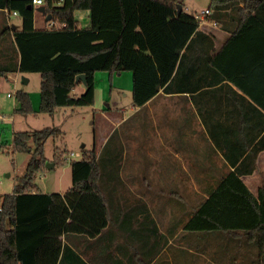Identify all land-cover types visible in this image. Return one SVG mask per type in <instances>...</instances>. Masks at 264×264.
I'll return each instance as SVG.
<instances>
[{"label": "trees", "instance_id": "16d2710c", "mask_svg": "<svg viewBox=\"0 0 264 264\" xmlns=\"http://www.w3.org/2000/svg\"><path fill=\"white\" fill-rule=\"evenodd\" d=\"M44 5L63 26L36 28L32 0H0V9L16 10L21 18L19 29L5 24L0 30L1 43L14 34V50L0 61V79L39 72L38 111L53 114L61 106L93 105L98 71H108L113 81L116 72L130 70L135 106L161 90L188 92L206 123L224 114L231 130L239 131V155L226 153L235 170L186 227L242 231L255 248L250 264H264V185L255 195L240 177L253 172L264 149V0L210 1L208 21L228 34L218 47L216 34L200 27L199 14L189 13L183 0H44ZM79 9L90 11V27L80 26ZM79 74H85L87 88L75 96ZM205 97L209 101L203 103ZM16 98L19 113L37 111L30 92L19 89ZM57 131L47 126L13 133V151L32 155L13 191L0 195V264H68L70 254L83 262L62 236L93 237L110 221L103 182L110 176L106 168L119 167L121 159L108 146L100 155L84 149L82 158L71 160L72 185L65 193L39 191L37 174L49 160L44 145Z\"/></svg>", "mask_w": 264, "mask_h": 264}, {"label": "crops", "instance_id": "0c3cea01", "mask_svg": "<svg viewBox=\"0 0 264 264\" xmlns=\"http://www.w3.org/2000/svg\"><path fill=\"white\" fill-rule=\"evenodd\" d=\"M88 11L76 10L80 25L83 20L91 22ZM43 14L46 18V12ZM13 18L20 19L19 13L0 9V30L5 24L19 29L21 21ZM51 21L47 20L49 24ZM11 36L4 50V42H0L4 53L0 61L14 50L13 32ZM216 46H220L217 40ZM21 73L24 83H29L31 72L21 71L2 77L0 83L14 75L16 87ZM207 101L205 97L203 103ZM214 106L222 109L219 102ZM103 110L107 122H100L103 137L94 150L100 155L108 146V153L119 152L121 159L119 167L106 168L110 176L103 182L110 221L93 237L80 233L62 236L63 242L83 259L74 261L70 254L68 264H250L255 248L245 241L242 231L234 235L236 232L230 230L186 227L222 180L235 170L226 153L239 155V131L231 130L233 125L225 115L217 114L206 123L190 93L169 94L163 90L142 107L133 104L130 112L118 105ZM240 177L257 195L264 185V149L257 155L253 172ZM39 191L67 190L47 192L39 187Z\"/></svg>", "mask_w": 264, "mask_h": 264}, {"label": "rangeland", "instance_id": "374dc122", "mask_svg": "<svg viewBox=\"0 0 264 264\" xmlns=\"http://www.w3.org/2000/svg\"><path fill=\"white\" fill-rule=\"evenodd\" d=\"M210 1L183 0L185 9L191 14H200L201 11L208 8ZM39 6L35 5L39 17L36 26L38 28L52 27L47 22L43 12L38 10ZM78 16L81 18L80 12ZM13 20L21 21V18H13ZM55 22V26H61V23ZM80 26L90 27L91 22L85 23L83 20ZM203 29L216 34L217 45H221L227 35L219 24H204ZM8 40L9 37L4 40L3 50L4 47H8L6 43ZM22 75L24 74L21 73L18 77L16 87L14 86V75L11 79H2L0 83V114L4 115L3 120H0V192L13 191L14 181L25 173L32 155L30 151H13V133L15 131L41 129L47 126L57 127L58 131L46 140L44 145L45 154L49 158L48 161L62 160V163L56 162L52 168L46 166L37 174L36 183L41 190L47 192L68 190L72 185L71 160L82 158L84 149H98V143L104 132L100 122H107L103 109L107 108L108 105L112 107L118 105V107L125 108L127 112L131 111L133 105L132 72L130 70L116 72L113 75V81H110L108 71H98L95 76L96 91L93 105L75 108L61 106L53 114L38 111L41 74L31 72L29 83H24ZM86 88V81L81 80L72 93L75 96H80ZM19 89L31 93L33 105L37 111L26 115L19 113L16 108L14 109V105L19 106L16 98V92ZM8 93H13V95H8ZM125 125L127 124L125 123L123 126ZM29 144L34 148L32 140ZM71 151L79 152L81 156H72L70 155Z\"/></svg>", "mask_w": 264, "mask_h": 264}, {"label": "built area", "instance_id": "2783aa9c", "mask_svg": "<svg viewBox=\"0 0 264 264\" xmlns=\"http://www.w3.org/2000/svg\"><path fill=\"white\" fill-rule=\"evenodd\" d=\"M34 4H43L44 3V0H32ZM209 12V9L206 8L205 10L201 11V13L199 14V20H200V27L203 28V25L204 24H213V25H216V22L213 21V22H210L208 21L206 15L208 14ZM10 14L13 13V14H18L19 12L14 10L12 12H9ZM55 21H51L50 25L53 27L55 26ZM61 26H63V24H61ZM60 26V27H61ZM8 95H13V93H8ZM4 118V115L0 114V120H3ZM70 155H75V156H81V154L79 152H73L71 151Z\"/></svg>", "mask_w": 264, "mask_h": 264}, {"label": "water", "instance_id": "95a60500", "mask_svg": "<svg viewBox=\"0 0 264 264\" xmlns=\"http://www.w3.org/2000/svg\"><path fill=\"white\" fill-rule=\"evenodd\" d=\"M178 7H179V11H181L182 10V5L181 4H179L178 5ZM38 9L40 10V11H42V12H46V7H45V5H40L39 7H38ZM51 17H52V15H51V13H48V15H47V20H51ZM15 27V26H14ZM78 79H82V80H84L85 79V74H79L78 75ZM85 81V80H84ZM47 166L48 167H50V168H52V167H54L55 166V163L54 162H50V161H47Z\"/></svg>", "mask_w": 264, "mask_h": 264}]
</instances>
